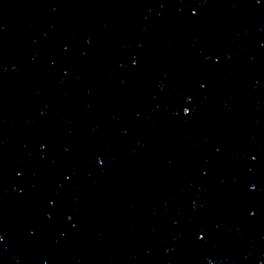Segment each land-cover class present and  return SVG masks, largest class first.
Wrapping results in <instances>:
<instances>
[{
	"label": "water",
	"instance_id": "95a60500",
	"mask_svg": "<svg viewBox=\"0 0 264 264\" xmlns=\"http://www.w3.org/2000/svg\"><path fill=\"white\" fill-rule=\"evenodd\" d=\"M0 264H264V0L0 125Z\"/></svg>",
	"mask_w": 264,
	"mask_h": 264
}]
</instances>
